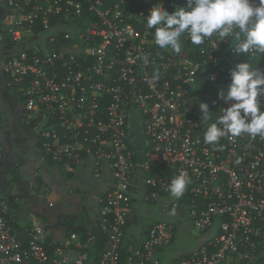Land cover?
Returning a JSON list of instances; mask_svg holds the SVG:
<instances>
[{
  "label": "built area",
  "instance_id": "1",
  "mask_svg": "<svg viewBox=\"0 0 264 264\" xmlns=\"http://www.w3.org/2000/svg\"><path fill=\"white\" fill-rule=\"evenodd\" d=\"M2 1L9 50L1 71L44 158L67 172L86 167L95 180L107 169L112 183L97 222L58 241L37 220L21 225L13 197L2 198L0 264H255L264 253V137L241 133L209 145L204 133L234 102L218 98L230 85L227 72L247 61L264 72V54H237L231 37L215 35L199 46L183 36L179 52L159 48L150 9L161 3L171 13L186 0ZM133 112L147 141L143 163ZM181 171L190 183L176 198L169 185ZM147 203H163L202 244L163 262L157 255L175 242L174 223L130 235L135 206Z\"/></svg>",
  "mask_w": 264,
  "mask_h": 264
},
{
  "label": "crops",
  "instance_id": "2",
  "mask_svg": "<svg viewBox=\"0 0 264 264\" xmlns=\"http://www.w3.org/2000/svg\"><path fill=\"white\" fill-rule=\"evenodd\" d=\"M3 19L4 14L0 18V62L8 56L9 50L1 39L5 37ZM22 111V106L8 89L0 67V144L5 151L0 160V200L11 195L14 209L21 218L20 224L28 226L37 220L53 240L64 239L72 232H82L97 222L102 206L101 194L111 185V175L105 169L102 179L95 180L86 167L67 172L46 160L37 135L26 125ZM135 214L130 235L140 234L142 226L150 224L142 223L141 219L150 215L144 216L141 206H136ZM180 222L183 230L186 225ZM198 247L185 253L184 247L181 249L175 241L157 257L168 263Z\"/></svg>",
  "mask_w": 264,
  "mask_h": 264
},
{
  "label": "clouds",
  "instance_id": "3",
  "mask_svg": "<svg viewBox=\"0 0 264 264\" xmlns=\"http://www.w3.org/2000/svg\"><path fill=\"white\" fill-rule=\"evenodd\" d=\"M146 22L148 29H154V42L161 49L179 52L183 36L199 46L215 35L220 41L231 37V47L237 54H264V0H186L185 6L171 13L157 3ZM260 96H264V72L248 61L236 64L231 70V84L226 90H218L220 100L234 102L207 125L205 143L217 145L221 138L241 133L264 137ZM199 108L204 120H212L207 103H200ZM188 183L187 172L181 171L170 182V194L181 197Z\"/></svg>",
  "mask_w": 264,
  "mask_h": 264
},
{
  "label": "rangeland",
  "instance_id": "4",
  "mask_svg": "<svg viewBox=\"0 0 264 264\" xmlns=\"http://www.w3.org/2000/svg\"><path fill=\"white\" fill-rule=\"evenodd\" d=\"M163 203L158 204H143L141 206V212L145 215H150L149 217H144L141 219L142 223L148 222L153 223L157 221H170L177 226V237L176 243L181 249L184 247L185 253H189L194 248L200 245L204 240V236H199V232L196 230H191L190 226H186L182 229V224L179 220L166 216L163 210ZM136 210V206H135ZM136 215V214H135ZM137 217V216H136ZM187 255V254H186Z\"/></svg>",
  "mask_w": 264,
  "mask_h": 264
},
{
  "label": "water",
  "instance_id": "5",
  "mask_svg": "<svg viewBox=\"0 0 264 264\" xmlns=\"http://www.w3.org/2000/svg\"><path fill=\"white\" fill-rule=\"evenodd\" d=\"M1 46H2V43L0 41V48ZM227 77H228L229 84H231V73L230 72H227ZM130 128L134 132L133 145L138 151V161L139 163H143L145 160V151L147 148V141H146V137L143 132V128H142L141 120L139 119L138 112H133L131 114ZM262 258H264V253L258 257L255 264H258V261Z\"/></svg>",
  "mask_w": 264,
  "mask_h": 264
},
{
  "label": "flooded vegetation",
  "instance_id": "6",
  "mask_svg": "<svg viewBox=\"0 0 264 264\" xmlns=\"http://www.w3.org/2000/svg\"><path fill=\"white\" fill-rule=\"evenodd\" d=\"M4 12H5L4 2L0 0V18H1V15L4 14Z\"/></svg>",
  "mask_w": 264,
  "mask_h": 264
},
{
  "label": "trees",
  "instance_id": "7",
  "mask_svg": "<svg viewBox=\"0 0 264 264\" xmlns=\"http://www.w3.org/2000/svg\"><path fill=\"white\" fill-rule=\"evenodd\" d=\"M8 196L11 197V195H8ZM79 233H81V232H79ZM98 234H99V233H98ZM126 258H127L126 254L123 253V258H122V262H123V263H125Z\"/></svg>",
  "mask_w": 264,
  "mask_h": 264
}]
</instances>
